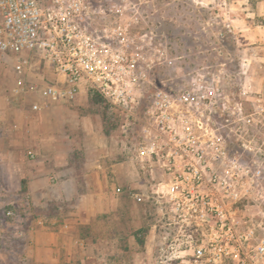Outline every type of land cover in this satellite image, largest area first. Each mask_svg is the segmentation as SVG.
<instances>
[{"label": "built area", "instance_id": "obj_1", "mask_svg": "<svg viewBox=\"0 0 264 264\" xmlns=\"http://www.w3.org/2000/svg\"><path fill=\"white\" fill-rule=\"evenodd\" d=\"M141 10L131 0H0L6 100L37 113L92 91L119 115L145 187L127 195L152 209L154 264H264V94L227 89L223 69L166 86L170 42Z\"/></svg>", "mask_w": 264, "mask_h": 264}, {"label": "crops", "instance_id": "obj_2", "mask_svg": "<svg viewBox=\"0 0 264 264\" xmlns=\"http://www.w3.org/2000/svg\"><path fill=\"white\" fill-rule=\"evenodd\" d=\"M235 39L238 47L255 38L242 33ZM52 108L73 105L52 103L34 113L0 97V264H15L8 260L17 256L9 237L23 242L17 256L23 264H150L157 246L151 207L116 193L118 187L145 189L132 162L101 139L89 146L87 136L101 134L85 119L42 132L40 122ZM11 210L23 220L13 222ZM124 254L133 259L123 260Z\"/></svg>", "mask_w": 264, "mask_h": 264}, {"label": "rangeland", "instance_id": "obj_3", "mask_svg": "<svg viewBox=\"0 0 264 264\" xmlns=\"http://www.w3.org/2000/svg\"><path fill=\"white\" fill-rule=\"evenodd\" d=\"M131 2L142 7V17L149 23V27L164 33L170 42L169 59L161 74L166 86L180 88L187 84L195 72L208 73L223 69L227 89H237L243 85L254 92L264 94V0ZM242 33H252L255 38L253 43L237 47L235 37ZM11 85V67H0V97L6 99ZM61 103L72 104L73 108L50 109L48 120L40 122L42 132H60L62 128L68 129L72 121L75 125L85 119L89 127L96 131L98 129L101 134V137L88 135L85 141L89 146L101 139L105 147L110 146L119 156L124 154L126 159L128 158L130 148L120 130V117L109 105L103 102L94 103L86 95L80 96L74 102ZM28 149L25 148L27 156ZM129 189L122 188L124 192L120 194L121 197L128 199ZM136 209L140 214V207L137 206ZM147 211L150 212L149 209ZM7 240L12 243L16 255L19 256L23 242L14 237ZM17 256L8 260L23 264ZM156 256L155 250L148 255V262L154 264ZM121 258L133 259L129 254H124Z\"/></svg>", "mask_w": 264, "mask_h": 264}, {"label": "trees", "instance_id": "obj_4", "mask_svg": "<svg viewBox=\"0 0 264 264\" xmlns=\"http://www.w3.org/2000/svg\"><path fill=\"white\" fill-rule=\"evenodd\" d=\"M87 97L89 98V100L93 101L94 103L96 102H103L106 105H108L101 96H99L97 93H94L92 91H88L87 92ZM141 243L143 244V241H141Z\"/></svg>", "mask_w": 264, "mask_h": 264}]
</instances>
